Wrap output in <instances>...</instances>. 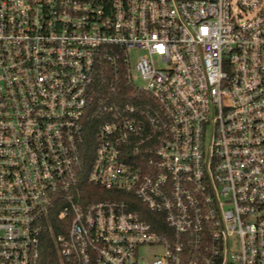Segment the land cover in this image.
<instances>
[{
  "label": "built area",
  "instance_id": "built-area-1",
  "mask_svg": "<svg viewBox=\"0 0 264 264\" xmlns=\"http://www.w3.org/2000/svg\"><path fill=\"white\" fill-rule=\"evenodd\" d=\"M47 236L264 264V0H0V264Z\"/></svg>",
  "mask_w": 264,
  "mask_h": 264
},
{
  "label": "trees",
  "instance_id": "trees-1",
  "mask_svg": "<svg viewBox=\"0 0 264 264\" xmlns=\"http://www.w3.org/2000/svg\"><path fill=\"white\" fill-rule=\"evenodd\" d=\"M120 197H122V195H120ZM136 203L140 207L144 206L140 201H137ZM55 260L56 248L52 239L47 236L42 242L41 264H52Z\"/></svg>",
  "mask_w": 264,
  "mask_h": 264
},
{
  "label": "rangeland",
  "instance_id": "rangeland-1",
  "mask_svg": "<svg viewBox=\"0 0 264 264\" xmlns=\"http://www.w3.org/2000/svg\"><path fill=\"white\" fill-rule=\"evenodd\" d=\"M142 52H143L142 49H136V50H134V51L132 52V55H131V60L134 61L135 58L137 57V55L140 54V53H142ZM140 253L145 255V254L147 253L146 248H144V247L141 248V249H140Z\"/></svg>",
  "mask_w": 264,
  "mask_h": 264
}]
</instances>
